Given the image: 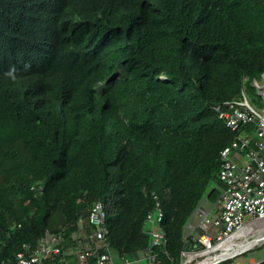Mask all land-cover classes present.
I'll return each mask as SVG.
<instances>
[{
  "label": "trees",
  "instance_id": "obj_1",
  "mask_svg": "<svg viewBox=\"0 0 264 264\" xmlns=\"http://www.w3.org/2000/svg\"><path fill=\"white\" fill-rule=\"evenodd\" d=\"M262 72L264 0H0V260L96 200L104 249L135 260L154 192L155 264H177L233 136L212 107Z\"/></svg>",
  "mask_w": 264,
  "mask_h": 264
},
{
  "label": "built area",
  "instance_id": "obj_2",
  "mask_svg": "<svg viewBox=\"0 0 264 264\" xmlns=\"http://www.w3.org/2000/svg\"><path fill=\"white\" fill-rule=\"evenodd\" d=\"M245 82L246 78H242ZM250 85L255 100L242 88L237 100L212 107L233 136L219 152L218 197L211 204L205 197L191 213L183 229L187 245L177 264H223L264 242L223 256L237 249L238 244L264 238V72ZM150 198L152 206L140 228L148 245L138 251L135 260H114L104 249L108 234L105 211L103 203L96 200L85 219L77 220L69 239L65 238V230L45 232L35 245L22 244L12 259L0 260V264H155L158 250L165 252L167 240L160 200L154 192Z\"/></svg>",
  "mask_w": 264,
  "mask_h": 264
},
{
  "label": "rangeland",
  "instance_id": "obj_3",
  "mask_svg": "<svg viewBox=\"0 0 264 264\" xmlns=\"http://www.w3.org/2000/svg\"><path fill=\"white\" fill-rule=\"evenodd\" d=\"M253 99L255 100L254 97H253ZM208 204H211L209 199H208ZM251 260H254L255 262L256 261H258V262L264 261V242L261 243L260 247L258 246L256 248H254L253 250H250L246 254L240 255V256L236 257L235 259L230 260V261L223 263V264H251ZM138 264H144V262H140Z\"/></svg>",
  "mask_w": 264,
  "mask_h": 264
},
{
  "label": "bare ground",
  "instance_id": "obj_4",
  "mask_svg": "<svg viewBox=\"0 0 264 264\" xmlns=\"http://www.w3.org/2000/svg\"><path fill=\"white\" fill-rule=\"evenodd\" d=\"M261 240H264V238H260V239H256L255 238L252 242H249L247 244H242V245L238 244V248L237 249H234L231 253L223 254V256L233 255V254L236 253V251H243L247 247H251V246H254V245L258 244V241H261ZM224 243H223V245H224Z\"/></svg>",
  "mask_w": 264,
  "mask_h": 264
},
{
  "label": "crops",
  "instance_id": "obj_5",
  "mask_svg": "<svg viewBox=\"0 0 264 264\" xmlns=\"http://www.w3.org/2000/svg\"><path fill=\"white\" fill-rule=\"evenodd\" d=\"M263 247V246H262ZM251 262H255L254 260H251ZM256 262H258V261H256Z\"/></svg>",
  "mask_w": 264,
  "mask_h": 264
}]
</instances>
